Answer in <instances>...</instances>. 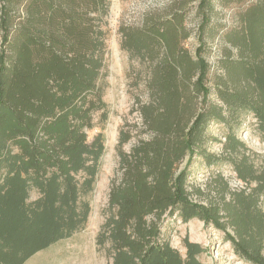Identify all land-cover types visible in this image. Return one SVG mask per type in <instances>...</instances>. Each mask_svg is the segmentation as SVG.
I'll use <instances>...</instances> for the list:
<instances>
[{
    "label": "trees",
    "instance_id": "trees-1",
    "mask_svg": "<svg viewBox=\"0 0 264 264\" xmlns=\"http://www.w3.org/2000/svg\"><path fill=\"white\" fill-rule=\"evenodd\" d=\"M105 3L2 1L0 264H24L87 222L90 209L81 198L90 192L105 151L101 134L88 143L86 133L96 113L104 119L108 114L98 85L106 46L95 16ZM22 4L25 15L17 22ZM214 11V0H201L202 30ZM173 17L176 27L153 23L140 38L123 30V49L144 47L157 55L166 49L167 54L154 61L153 102L142 107L153 136L121 155L123 178L109 194V206L117 211L107 220L101 241L111 243L112 264H201L200 245L185 238L183 256L163 238L164 217L177 214L184 222L197 218L212 225L225 233L238 257L264 264V174L240 161L235 166L239 179L257 182L252 193L228 189L209 206L191 198L189 166L195 156L208 165L216 162L205 149L207 130L212 121L227 118L225 108L210 103L209 64L202 56L193 61L180 47L188 35L178 33L181 15ZM226 37L237 57L228 54L222 61L227 79L216 84L217 97L231 115L239 110L253 114L264 135V1L249 6L240 26ZM128 141L129 135L121 136V145ZM231 143L238 144L236 150L245 148L236 139ZM33 191L39 194L36 200H31Z\"/></svg>",
    "mask_w": 264,
    "mask_h": 264
},
{
    "label": "rangeland",
    "instance_id": "rangeland-1",
    "mask_svg": "<svg viewBox=\"0 0 264 264\" xmlns=\"http://www.w3.org/2000/svg\"><path fill=\"white\" fill-rule=\"evenodd\" d=\"M258 1L264 0H214V14L202 30L203 21L199 13L201 0H106V7L95 16L99 18L100 29L104 31L106 46L105 67L101 70L98 85L103 89L108 114L104 119L101 112L96 113L93 128L86 132L88 143L101 134L105 148L92 188L81 198L82 203L88 204L90 213L80 230L41 251L28 264L113 263L111 243L101 241L107 220L117 211L109 206V194L113 185L123 178L121 155L130 153L136 145L149 141L153 136L144 123L142 107L153 102L150 84L156 69L154 61L167 54L166 49L158 55L156 52L151 54L144 47L132 51L123 49V30L140 38L142 31L148 32L147 28L153 23L160 25L168 21L176 27L173 17L176 12L184 20L183 26L178 27V33L188 35L180 47L187 50L193 61L202 56L209 64L207 86L212 91L209 100L225 108L224 116L227 118L224 123L212 121L207 130L205 149L216 156V162L208 165L205 158L195 156L189 166L191 198L194 202L209 206L221 199L228 189L233 194L242 191L252 193L257 182L240 180L235 166L240 161L248 162L258 174H264V135L253 114L241 110L235 115L227 112L217 97L215 87L219 80L227 79L221 65L224 58L228 54L237 57V51L225 40L227 33L240 26L245 11ZM24 6L22 4L17 8V22L25 15ZM2 40L0 29V48ZM201 105V100H198L197 108L200 109ZM125 134L129 135V141L121 145V136ZM234 139L245 148L236 150L238 144L231 143ZM78 178L84 181L85 176ZM38 198V192L33 191L31 200ZM227 199H230L229 194ZM260 207L264 211V195L261 196ZM229 232L233 234L231 230ZM162 234L183 256L186 254L185 238L200 245L203 252L198 259L201 264H250L235 254L232 243L225 239V233L212 225H205L197 218L184 222L177 214L166 215Z\"/></svg>",
    "mask_w": 264,
    "mask_h": 264
},
{
    "label": "crops",
    "instance_id": "crops-1",
    "mask_svg": "<svg viewBox=\"0 0 264 264\" xmlns=\"http://www.w3.org/2000/svg\"><path fill=\"white\" fill-rule=\"evenodd\" d=\"M41 251L37 252L36 254H34L31 258H29L24 264H28V262L34 258L37 254H39Z\"/></svg>",
    "mask_w": 264,
    "mask_h": 264
}]
</instances>
